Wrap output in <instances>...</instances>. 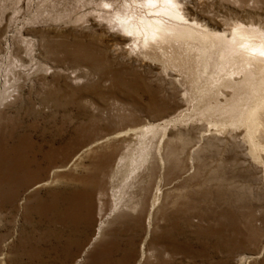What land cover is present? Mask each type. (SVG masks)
Returning <instances> with one entry per match:
<instances>
[{"label": "rangeland", "instance_id": "obj_1", "mask_svg": "<svg viewBox=\"0 0 264 264\" xmlns=\"http://www.w3.org/2000/svg\"><path fill=\"white\" fill-rule=\"evenodd\" d=\"M124 1L0 0V40L16 43L26 63L24 98L0 106V264H238L241 255L250 256L241 264H264L263 181H251L259 173L247 165L243 128L204 133L197 111L169 122L170 134L195 139L162 181L169 219L154 233L167 247H149L148 236L142 257L147 217L110 212L119 148L108 144L191 109V77L163 68L160 49L133 50L121 36ZM183 1L209 28L237 20L264 28V0ZM20 32L34 44L22 46ZM231 133V148L220 141L191 166L197 136Z\"/></svg>", "mask_w": 264, "mask_h": 264}, {"label": "bare ground", "instance_id": "obj_2", "mask_svg": "<svg viewBox=\"0 0 264 264\" xmlns=\"http://www.w3.org/2000/svg\"><path fill=\"white\" fill-rule=\"evenodd\" d=\"M186 4L183 0H125L122 8L116 11L118 24L124 31L121 36L131 39L133 50L158 48L163 68H179L186 79L187 75L191 77L190 112L181 111L180 115L162 123L143 125L108 144L119 148L118 159L108 174L112 182L110 212L118 213L127 208L137 211L139 220L143 213L147 217L146 236L140 251L142 257L146 256L148 236L149 247L158 249V244L168 245L154 233L159 219H169L167 214L160 213L169 196V188H165L162 181L169 166L178 162L179 147L195 139L182 129L170 134L169 122L181 123L190 118L191 112L197 111L207 121L198 127L204 133L212 130L223 133L228 127H242V139L248 151L247 165L253 170L258 168L259 173L255 175L257 170L254 171L251 181H263L264 188V28L238 20L228 28H209L189 18L191 12ZM22 36L20 32L22 46L29 48L34 44L32 38ZM15 44L7 41L3 45L0 40V106L24 98L26 63ZM227 87L232 91L225 92ZM219 95H224L223 101ZM2 113L0 107V115ZM202 134L197 136L200 142L197 149L188 154L193 167L201 160L202 152L218 148L220 141L224 142L223 148H231L236 137L233 133L227 138ZM52 174L53 178L54 171ZM145 204L149 208L144 210ZM239 258L238 264L247 263L250 256Z\"/></svg>", "mask_w": 264, "mask_h": 264}]
</instances>
